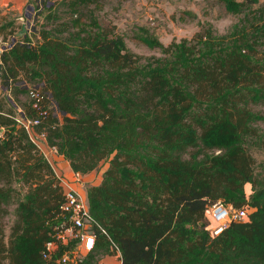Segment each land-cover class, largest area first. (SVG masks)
Here are the masks:
<instances>
[{
	"label": "trees",
	"instance_id": "16d2710c",
	"mask_svg": "<svg viewBox=\"0 0 264 264\" xmlns=\"http://www.w3.org/2000/svg\"><path fill=\"white\" fill-rule=\"evenodd\" d=\"M103 1L60 0L47 7L38 43L27 35L1 54L13 100L0 94V264H44L68 216L44 146L81 175L109 162L87 190L99 225L81 264L107 255L122 264H264V179L252 153L264 145V5L223 0L244 15L226 34L209 25L169 45L138 36L161 50L146 57L102 26ZM6 27L4 38L14 37L13 22ZM21 82L40 84L37 106ZM27 120L40 122L27 129ZM219 201L250 212L214 235L207 213Z\"/></svg>",
	"mask_w": 264,
	"mask_h": 264
},
{
	"label": "rangeland",
	"instance_id": "374dc122",
	"mask_svg": "<svg viewBox=\"0 0 264 264\" xmlns=\"http://www.w3.org/2000/svg\"><path fill=\"white\" fill-rule=\"evenodd\" d=\"M59 1L0 0V49L2 52L12 43L25 38L27 35L32 39L33 44L38 43L40 40L39 30L47 23L46 16L49 14L47 7L59 4ZM246 2L251 5L252 10L264 5V0L257 2L246 0ZM102 5L103 7L96 11L102 26L123 36L131 51L146 57L161 56V50L142 43L137 39L138 36L154 37L163 44L169 45L173 41L190 40L204 26L209 25L213 26L217 33L226 34L244 16L227 11L223 0H104ZM10 22H13L16 33L14 37L9 36L8 39H5L1 30H9L10 25L9 29L3 27ZM23 25H25L26 32L17 37V33L22 30ZM259 37L264 36L259 35ZM262 42L263 45L258 50L264 53V38ZM21 84L30 88V91L39 92L38 90H40V84L34 86L25 82H21ZM4 93L10 101L13 100L11 90L2 86L0 78V94ZM51 104L54 113L62 119L61 112L58 111L54 102ZM257 125L264 139V122L261 121ZM43 151L51 160L65 189L66 187H73L85 196H87L88 188L101 183L104 172L109 166V162L106 161L97 170L81 175L77 179L69 162L56 149L44 146ZM252 153L255 159V172L260 179H264V145L255 147ZM245 189L250 195L253 192L252 184H247ZM13 208L14 204L12 203L9 210L12 212ZM13 219V215L6 218L7 233H9ZM206 224L213 233L217 224L211 219L209 212L207 213ZM113 256L117 257L116 255ZM85 259L86 257L83 261Z\"/></svg>",
	"mask_w": 264,
	"mask_h": 264
},
{
	"label": "built area",
	"instance_id": "2783aa9c",
	"mask_svg": "<svg viewBox=\"0 0 264 264\" xmlns=\"http://www.w3.org/2000/svg\"><path fill=\"white\" fill-rule=\"evenodd\" d=\"M31 97L35 99L37 106L41 100L40 93L31 91ZM39 122V120H27L24 125L29 129L30 126ZM1 135L2 131H0ZM40 137L44 140L45 134H41ZM75 175L77 179L81 176L79 173H75ZM65 199L66 202L62 206V210L68 216L56 226V238L47 243L43 252L44 264H81L84 258L96 247L97 234L95 228L99 224L90 213L86 196L73 187H66ZM249 212L248 208L232 209L222 201L213 204L209 208L211 219L217 224L213 234H219L231 221L247 219ZM61 244L69 247L60 254Z\"/></svg>",
	"mask_w": 264,
	"mask_h": 264
},
{
	"label": "crops",
	"instance_id": "0c3cea01",
	"mask_svg": "<svg viewBox=\"0 0 264 264\" xmlns=\"http://www.w3.org/2000/svg\"><path fill=\"white\" fill-rule=\"evenodd\" d=\"M116 256L118 258L120 257L119 255H116ZM117 257L107 255L101 260L100 264H122L120 258L118 259Z\"/></svg>",
	"mask_w": 264,
	"mask_h": 264
},
{
	"label": "water",
	"instance_id": "95a60500",
	"mask_svg": "<svg viewBox=\"0 0 264 264\" xmlns=\"http://www.w3.org/2000/svg\"><path fill=\"white\" fill-rule=\"evenodd\" d=\"M25 32H26V28H25V25H23L22 30H21L20 32L17 33V37L22 36ZM14 43H15V42H14ZM14 43H12V44L10 45V47H12V46L14 45ZM1 52H2V50L0 49V56H1ZM1 77H2V63H1V61H0V78H1Z\"/></svg>",
	"mask_w": 264,
	"mask_h": 264
}]
</instances>
